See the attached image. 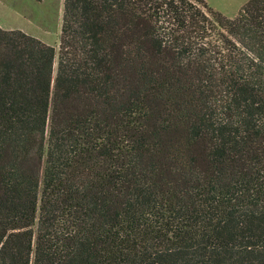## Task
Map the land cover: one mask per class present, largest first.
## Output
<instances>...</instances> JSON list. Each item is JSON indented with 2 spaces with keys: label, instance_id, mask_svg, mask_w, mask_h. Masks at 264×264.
Wrapping results in <instances>:
<instances>
[{
  "label": "trees",
  "instance_id": "1",
  "mask_svg": "<svg viewBox=\"0 0 264 264\" xmlns=\"http://www.w3.org/2000/svg\"><path fill=\"white\" fill-rule=\"evenodd\" d=\"M0 264H264V0L0 27Z\"/></svg>",
  "mask_w": 264,
  "mask_h": 264
},
{
  "label": "rangeland",
  "instance_id": "2",
  "mask_svg": "<svg viewBox=\"0 0 264 264\" xmlns=\"http://www.w3.org/2000/svg\"><path fill=\"white\" fill-rule=\"evenodd\" d=\"M232 9L234 7L214 10L228 17L226 14ZM62 10L63 0H0V27L21 30L52 46L57 53Z\"/></svg>",
  "mask_w": 264,
  "mask_h": 264
},
{
  "label": "crops",
  "instance_id": "3",
  "mask_svg": "<svg viewBox=\"0 0 264 264\" xmlns=\"http://www.w3.org/2000/svg\"><path fill=\"white\" fill-rule=\"evenodd\" d=\"M222 1H226V2H222ZM248 1L249 0H205V2L212 9H219L221 7H234V9L230 10V14H226L230 18L235 17L238 11L241 9V7H243Z\"/></svg>",
  "mask_w": 264,
  "mask_h": 264
}]
</instances>
